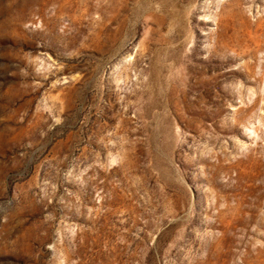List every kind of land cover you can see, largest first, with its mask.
<instances>
[{"label": "rangeland", "instance_id": "1", "mask_svg": "<svg viewBox=\"0 0 264 264\" xmlns=\"http://www.w3.org/2000/svg\"><path fill=\"white\" fill-rule=\"evenodd\" d=\"M0 264H264V0H0Z\"/></svg>", "mask_w": 264, "mask_h": 264}]
</instances>
